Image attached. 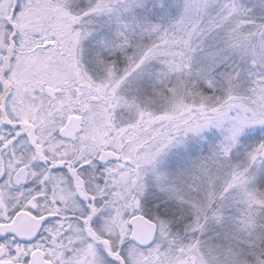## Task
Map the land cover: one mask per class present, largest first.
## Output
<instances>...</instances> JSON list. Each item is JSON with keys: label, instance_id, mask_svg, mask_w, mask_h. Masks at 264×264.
I'll list each match as a JSON object with an SVG mask.
<instances>
[{"label": "snow or ice", "instance_id": "6c2138e0", "mask_svg": "<svg viewBox=\"0 0 264 264\" xmlns=\"http://www.w3.org/2000/svg\"><path fill=\"white\" fill-rule=\"evenodd\" d=\"M0 264H264V0H0Z\"/></svg>", "mask_w": 264, "mask_h": 264}]
</instances>
